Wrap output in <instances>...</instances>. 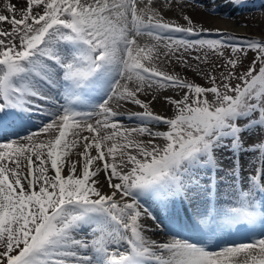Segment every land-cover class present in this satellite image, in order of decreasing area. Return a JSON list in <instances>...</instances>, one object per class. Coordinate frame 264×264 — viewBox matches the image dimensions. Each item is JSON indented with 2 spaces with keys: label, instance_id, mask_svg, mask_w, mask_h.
Returning a JSON list of instances; mask_svg holds the SVG:
<instances>
[{
  "label": "snow or ice",
  "instance_id": "obj_1",
  "mask_svg": "<svg viewBox=\"0 0 264 264\" xmlns=\"http://www.w3.org/2000/svg\"><path fill=\"white\" fill-rule=\"evenodd\" d=\"M219 7L3 0L0 264H264V33Z\"/></svg>",
  "mask_w": 264,
  "mask_h": 264
},
{
  "label": "bare ground",
  "instance_id": "obj_2",
  "mask_svg": "<svg viewBox=\"0 0 264 264\" xmlns=\"http://www.w3.org/2000/svg\"><path fill=\"white\" fill-rule=\"evenodd\" d=\"M12 3L16 4L18 7H22L23 6V0H11ZM219 9H218V13L216 14V16L214 18L211 19L210 23L213 27H217L220 28L222 30H235V31H239V32H249V33H254V35H261L262 33H264V6L263 9L261 10V12L259 13V15H257L255 17V11H251V12H246L245 14L242 15L241 18H253V20H256L254 23L256 24L253 27H250L249 29H246L245 27H241L238 25L237 23V16L234 15V13L239 9L233 6H228L227 4V0H219ZM264 5V4H263ZM3 11V0H0V12ZM177 13H179V9L176 10ZM203 11V10H201ZM195 17V14H193ZM255 17V18H254ZM168 18V17H166ZM173 19H175V17H172ZM240 18V17H238ZM177 22L179 23H184L182 19H179ZM207 26V25H206ZM165 67L168 70H174V71H185L188 73V75H184L181 74L182 77H186V76H192L190 71L187 70H183L180 69L179 66H176L175 68H173L172 65H165ZM203 68V67H202ZM187 78V77H186ZM189 80H192L190 78H187ZM168 105L166 103H156L153 107V111L157 114H161V115H166V113H169L167 111ZM124 111L127 113L128 111H140V109L137 106H131V105H125L124 107ZM136 123L134 121L133 122H127L126 124L129 127H134L136 126Z\"/></svg>",
  "mask_w": 264,
  "mask_h": 264
},
{
  "label": "rangeland",
  "instance_id": "obj_3",
  "mask_svg": "<svg viewBox=\"0 0 264 264\" xmlns=\"http://www.w3.org/2000/svg\"><path fill=\"white\" fill-rule=\"evenodd\" d=\"M255 1H257V0H255ZM255 1L252 0L253 4H255V7H251L248 4L251 1L250 0H247L246 5L243 6V7H240L234 13V15L237 16V23H238L239 26L245 27L246 29H249L250 27H253V26L256 25L254 23L256 20H253V18H248V17L241 18L243 14H245L246 12H251V11L257 12V13H255V17L257 15H259V13L261 12V10L263 9V4H264L263 2H264V0H258V2H260V3H254ZM238 17H240V18H238ZM263 26H264V23H263ZM225 31H227L229 35L234 36V37H238V38H246V39H257V38H259V39H261V35H254V33H249L247 31L246 32L245 31L244 32H239V31H235V30H230V31L225 30ZM233 42L234 43H238V42H241V41L236 40V41H233ZM214 60H215L214 57L210 58L209 64H207V65H201V67H203L207 71H211V63ZM215 62L218 63L219 61H215ZM192 63L195 64L196 62L195 61H192ZM187 71H190L191 72V75H192V76H186L187 78H190L192 80H195L198 83L207 84V81L203 80L201 78V76L199 74H197L195 71H192V70H187ZM178 72H180V74L188 75V73L185 72V71H178ZM167 115H170V113H167L166 116Z\"/></svg>",
  "mask_w": 264,
  "mask_h": 264
}]
</instances>
